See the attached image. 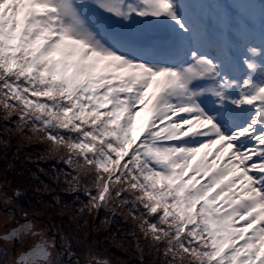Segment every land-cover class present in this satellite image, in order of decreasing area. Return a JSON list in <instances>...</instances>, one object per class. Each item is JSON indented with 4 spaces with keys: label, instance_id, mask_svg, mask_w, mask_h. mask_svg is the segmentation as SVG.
<instances>
[{
    "label": "snow or ice",
    "instance_id": "1",
    "mask_svg": "<svg viewBox=\"0 0 264 264\" xmlns=\"http://www.w3.org/2000/svg\"><path fill=\"white\" fill-rule=\"evenodd\" d=\"M0 109L5 151L58 165L51 228L106 229L116 264H264V0H0ZM7 213L0 264H73L79 237Z\"/></svg>",
    "mask_w": 264,
    "mask_h": 264
},
{
    "label": "trees",
    "instance_id": "2",
    "mask_svg": "<svg viewBox=\"0 0 264 264\" xmlns=\"http://www.w3.org/2000/svg\"><path fill=\"white\" fill-rule=\"evenodd\" d=\"M2 113V109H0ZM151 118V111L145 112L144 116L141 117V121L137 127L136 135L139 136L146 126L148 120ZM13 124H8V127H13ZM4 123L2 118H0V139L4 137ZM39 149L40 152H44V147L39 145H26L20 150L19 155L17 154V142L16 138L12 140V146L9 147L6 151L2 144H0V181L10 191L15 193L16 189H20L21 195L23 193L28 199H30L33 207L37 210H42L48 217L50 225L54 222L57 225L61 224L60 214L51 207L55 203L56 193H42L37 189L41 187V181L47 184H51L53 188H56V183L53 175V170L58 167L55 161H49L45 163L40 161L37 164L34 161L28 159L30 154L36 152ZM12 165V166H10ZM46 169L47 174L41 173L40 169ZM61 195L64 196V200L68 203H71L74 197H69L67 194L63 193L62 187L59 189ZM81 205H77L80 207ZM104 214L101 213L98 216L93 215V220L97 222L103 221ZM64 220H69L70 216L65 213ZM49 225V224H48ZM121 227H124L122 224ZM60 230V231H59ZM56 229L57 232H62L65 236H76L80 238V243L77 246H74L73 249L81 256L83 260L87 257L88 254V245H94L97 255L101 259H107L109 264H116L117 260L124 259L128 260L127 254L121 249L118 245L112 244L104 233L106 229L101 228L99 232H88V239H85V232L77 230L75 225L71 227H63L61 229Z\"/></svg>",
    "mask_w": 264,
    "mask_h": 264
},
{
    "label": "flooded vegetation",
    "instance_id": "3",
    "mask_svg": "<svg viewBox=\"0 0 264 264\" xmlns=\"http://www.w3.org/2000/svg\"><path fill=\"white\" fill-rule=\"evenodd\" d=\"M4 194H7L8 197H11V201L8 204H6V205L2 202ZM19 198L20 197L14 196V194L11 193V191L0 182V202L2 203V206L0 205V211L7 213V209L11 208L16 213L17 218H20L23 212L20 211L18 203H17L18 202L17 200ZM39 218L40 217L35 214V216L33 217L34 223ZM14 223H15V221H11L8 224L5 223L4 230L2 232H0V234H2L6 230L7 227L11 226V224H14ZM36 229L42 230L44 232L43 228H36ZM44 234L46 236H51L53 233L51 234L50 230H47V231L44 232ZM60 236H61V233H59V232L55 233L56 243H57V248L58 249H59V245L61 243ZM38 239H39V237H27L26 238V243L30 246V245L34 244L36 242V240H38ZM73 253H74V256L72 258L73 259V264H76V260L77 259L79 260V264H85L86 259L83 260L81 258V256L74 249H73ZM67 259H68L67 257L63 256V260H67Z\"/></svg>",
    "mask_w": 264,
    "mask_h": 264
},
{
    "label": "rangeland",
    "instance_id": "4",
    "mask_svg": "<svg viewBox=\"0 0 264 264\" xmlns=\"http://www.w3.org/2000/svg\"><path fill=\"white\" fill-rule=\"evenodd\" d=\"M11 193H13V192L11 191ZM17 201H18L17 203H18V206H19V209L21 212H24V211H28L29 213L35 212V214L40 217L39 219H37L35 221V227L36 228H43L44 232L47 230H50V226L48 225L49 221L47 220L48 217L46 216V214L42 210L35 209V207H33L32 203H31L30 199H28L24 193H23V196L21 198H19ZM6 216H7V213L0 211V232H2L4 230L5 217ZM56 232H57L56 229L53 228V231L51 233H56ZM59 233L63 234L62 232H59ZM88 255H89V251H88L87 257H88ZM87 257L85 259H87ZM61 259H63V256H61Z\"/></svg>",
    "mask_w": 264,
    "mask_h": 264
},
{
    "label": "water",
    "instance_id": "5",
    "mask_svg": "<svg viewBox=\"0 0 264 264\" xmlns=\"http://www.w3.org/2000/svg\"><path fill=\"white\" fill-rule=\"evenodd\" d=\"M0 204L2 205V203L0 202ZM51 231H53V228H51Z\"/></svg>",
    "mask_w": 264,
    "mask_h": 264
}]
</instances>
